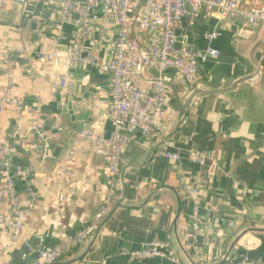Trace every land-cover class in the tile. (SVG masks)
I'll return each mask as SVG.
<instances>
[{
  "label": "crops",
  "instance_id": "obj_1",
  "mask_svg": "<svg viewBox=\"0 0 264 264\" xmlns=\"http://www.w3.org/2000/svg\"><path fill=\"white\" fill-rule=\"evenodd\" d=\"M26 6L32 15L19 13L12 0L0 11V47L24 51L14 55L10 79L0 60V97L9 93L21 107L0 114V143L14 149V164L34 168L27 181L15 185L22 208L29 203L28 190L36 201L18 238L9 229L0 232V264H35L37 233L50 247L66 240L92 222L110 191L104 178L107 148L96 154L92 143L76 136L85 128L101 135L111 130L108 48L98 49L94 66L70 65L65 51L74 27L66 22L57 33L58 0H26ZM192 29L198 33L193 47L210 46L220 56L199 64L194 86L166 71L174 80L173 93L159 131L135 135L127 144L111 189L117 195L112 216L121 217L113 226L105 223L89 252L73 264H174L129 259V252L153 240L166 244L179 264H264V26L230 19L210 26L199 19ZM213 31L217 37L208 40L206 33ZM130 33L144 45L141 34ZM37 54L54 56L43 61L34 58ZM62 75L70 87L55 90ZM67 106L72 118L63 113ZM37 130L52 147L43 162ZM71 150L73 165L64 177L60 160ZM190 152L202 154L203 163ZM5 157L0 152V159ZM127 177L132 178L128 187ZM90 240L56 262L75 259Z\"/></svg>",
  "mask_w": 264,
  "mask_h": 264
},
{
  "label": "built area",
  "instance_id": "obj_2",
  "mask_svg": "<svg viewBox=\"0 0 264 264\" xmlns=\"http://www.w3.org/2000/svg\"><path fill=\"white\" fill-rule=\"evenodd\" d=\"M7 0H0V11ZM19 13L32 15L26 6V0H12ZM59 21L57 33L62 26L70 22L73 27L72 43L66 48L65 57L70 65L94 66L97 63L98 49L107 46L109 60L105 67L110 75L109 120L111 130L108 135L92 133L87 128L76 136L84 138L93 145L94 153H101L107 148V162L104 178L110 191L104 195V205L95 214L92 222L85 228L70 235L66 240L50 247L43 243V237L37 233L39 246L36 249L35 264H52L58 261L68 250L83 247L91 239L103 220L110 214L117 195L111 189L117 185L120 175L121 158L127 144L135 135L149 136L159 131L172 93L174 80H182L194 86L199 80L198 66L207 58H218L220 52L210 46L198 49L191 46L174 49L175 29L179 28L180 19L185 18L191 28L197 20L207 22L216 18L217 22L225 19L243 21L249 26H264V1L262 0H58ZM135 29L144 39L140 46L131 36ZM217 32L206 33L208 40L216 38ZM60 39H63L60 37ZM7 48L0 47V60L10 79L15 65L14 55ZM54 54H37V60H47ZM149 71L156 77L147 76ZM166 71L175 73L169 77ZM70 87L67 75H62L54 86L56 90ZM20 110V101L9 93L0 97V114L9 107ZM18 128L14 134H17ZM41 142V161L51 155L50 139L41 130H37ZM0 152L6 157L0 159V232L9 229L13 238H18L26 222L28 213L34 207L36 193L28 190L30 197L27 207L20 205L16 181H27L34 168L14 164L11 157L14 149L0 143ZM71 150L60 160L64 177L70 174L74 161ZM176 159V155H166ZM196 163L202 164L204 156L190 152ZM58 175V176H59ZM63 196L60 195L59 199ZM5 207L2 208V207ZM196 229L198 222H193ZM128 257L132 261H144L162 258L179 264L177 255L162 242L153 240L143 244L141 249L131 251ZM246 264H257L248 261Z\"/></svg>",
  "mask_w": 264,
  "mask_h": 264
},
{
  "label": "water",
  "instance_id": "obj_3",
  "mask_svg": "<svg viewBox=\"0 0 264 264\" xmlns=\"http://www.w3.org/2000/svg\"><path fill=\"white\" fill-rule=\"evenodd\" d=\"M180 24L181 26L177 29H175L174 31V35H175V43H174V49L175 50H179L182 47H188L193 45V41L194 38L198 37V33L196 30H193L190 26H188L187 24V20L185 18H181L180 19ZM207 24L210 26H215L217 24V20L216 18H211L207 21ZM68 108V112H66L63 108V113L66 114L68 113L71 118H72V111L70 110V106H67ZM45 131H50V127H45ZM53 133H56V130L53 129L51 130ZM52 148V147H50ZM58 150V149H57ZM55 151L52 155V158H57L58 156V151ZM115 209L111 210L110 214L103 220V222L100 224L99 228L94 232L92 239L90 240L87 248L85 249V251L79 255L78 257H76L75 259L69 261L67 264H73L79 260H81L83 257H85V255L89 252L92 243L96 237V235L98 234L99 230L104 226V224L107 222V220L112 216V214L114 213ZM52 264H62V263H58V262H54Z\"/></svg>",
  "mask_w": 264,
  "mask_h": 264
},
{
  "label": "trees",
  "instance_id": "obj_4",
  "mask_svg": "<svg viewBox=\"0 0 264 264\" xmlns=\"http://www.w3.org/2000/svg\"><path fill=\"white\" fill-rule=\"evenodd\" d=\"M131 177H127V180H126V186L128 187V185L131 183ZM123 214V213H122ZM120 217L121 216H118V217H110L109 219H108V221L106 222V225L107 226H113V225H115L118 221H119V219H120ZM75 249H76V247H75Z\"/></svg>",
  "mask_w": 264,
  "mask_h": 264
}]
</instances>
